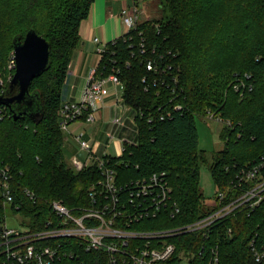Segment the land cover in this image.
Returning <instances> with one entry per match:
<instances>
[{"label":"trees","instance_id":"1","mask_svg":"<svg viewBox=\"0 0 264 264\" xmlns=\"http://www.w3.org/2000/svg\"><path fill=\"white\" fill-rule=\"evenodd\" d=\"M95 1L0 0V79L5 77L17 37L24 39L35 29L50 44V64L30 85L33 104L21 108L18 120L13 108L0 105V170L9 169L14 196L7 206L0 193V224L11 209L28 220L27 228L37 231L56 220L51 206L55 200L72 210L93 206L90 191L101 173L96 164L77 171L67 163L59 110L73 55L81 45V23ZM155 2L151 8L157 14L152 19L108 44L95 77H108L117 68L124 85L123 104L136 114L137 145L126 144L121 157L111 158L113 167L122 180L167 172L180 214L166 226H176L210 211L200 187L203 165L210 163L215 184L226 190L237 163L244 166L264 155V0ZM161 57L173 71L155 74L147 69L146 62ZM236 74L251 75L254 85L241 101L231 86ZM174 76L179 78L177 84ZM18 92L17 86H6L7 97ZM209 111L234 125L241 123L236 131H221L225 148L212 159L199 147L197 128V117ZM237 132H242L241 138ZM213 229L208 240L199 232L175 241L179 249L186 246L194 252L203 243L219 244L221 264H258L248 244L253 238L264 244V204ZM55 264H108V256L81 249L78 259L64 258ZM195 264L205 263L197 259Z\"/></svg>","mask_w":264,"mask_h":264},{"label":"built area","instance_id":"2","mask_svg":"<svg viewBox=\"0 0 264 264\" xmlns=\"http://www.w3.org/2000/svg\"><path fill=\"white\" fill-rule=\"evenodd\" d=\"M153 2L154 0H130L129 6L122 9L120 18L127 29L123 36L130 34L139 24L152 19L147 16V12ZM95 41L100 43L99 39ZM109 43H100L97 48L96 53L101 58ZM164 60V57L159 61L149 60L146 62L147 69L155 74L173 71L172 64ZM16 67L13 51L5 67V77L0 79V96H6V86L11 84ZM172 78L176 84L179 82L177 76ZM251 79L252 76L248 74L235 75L231 86L239 95L240 101L254 90ZM108 82L120 88L123 93L124 85L118 76V70L112 68L108 77H93L79 102L62 104L59 118L63 132H67L73 123L81 120L87 123L96 121L94 106L104 101ZM143 83L147 84L148 80L144 78ZM125 108L133 112L137 127L135 112L130 107ZM177 109L181 110L182 107L178 106ZM207 115L210 120L223 123V129L236 131L241 126V123L234 125L232 120L212 111ZM114 124L123 126L124 122L116 118ZM236 135L241 138L243 134L237 132ZM110 138L114 139V136L110 135ZM77 141L80 148L88 152V158L84 161L74 157L69 164L77 171L96 164L101 173L100 179L94 182L90 191L93 206L89 209L72 210L62 201L55 200L51 206L56 220H50L44 229L37 231L27 227L25 231L9 228L6 216L4 223L0 224V264H55L64 258L78 259L81 249L86 253H106L108 264H195L197 259H202L205 264H221L219 244L209 246L208 243H203L194 252L186 246L179 249L175 240L199 232L205 234L208 240L210 236L213 237L215 225L227 218H235L241 212L250 214L264 204L263 155L259 160H253L244 166L239 163L234 166L237 170L234 171L229 187L226 190L218 189L214 199H205L204 205L210 211L204 216L188 224L166 226L177 221L180 214L168 173L157 172L147 177L122 180L111 162L112 157L118 158L125 153L126 144L137 145V142L126 140L120 155L98 158L94 145L84 140L83 134H79ZM10 180L9 169H1L0 193L7 206L14 202ZM27 195L30 199H35L33 193L27 191ZM153 223L164 227L135 228L136 225L148 226ZM229 233H232V229H229ZM248 247L255 262L264 264V244L257 243L256 238H253Z\"/></svg>","mask_w":264,"mask_h":264},{"label":"crops","instance_id":"3","mask_svg":"<svg viewBox=\"0 0 264 264\" xmlns=\"http://www.w3.org/2000/svg\"><path fill=\"white\" fill-rule=\"evenodd\" d=\"M107 4L106 0H96L92 5L89 17L81 23V45L73 55L70 69L67 73L62 91V103L79 102L86 87L95 76L102 58L96 53L101 44H106L122 37L127 29L120 18L122 0ZM121 6L116 12V5ZM121 4V5H120ZM117 21L121 22L119 26ZM99 39L100 43L95 40ZM122 90L113 83L106 84V95L102 104L94 106L96 121L87 123L83 120L73 123L65 132L64 155L71 162L74 157L86 161L88 152L80 148L77 137L83 134V139L94 145L98 158L107 155L118 156L122 152L123 140L116 138L136 131L134 114L123 106ZM93 112V106L92 110ZM120 118L124 125L114 124ZM114 136V139L110 138ZM128 140V139H127ZM129 141V140H128Z\"/></svg>","mask_w":264,"mask_h":264},{"label":"water","instance_id":"4","mask_svg":"<svg viewBox=\"0 0 264 264\" xmlns=\"http://www.w3.org/2000/svg\"><path fill=\"white\" fill-rule=\"evenodd\" d=\"M14 54L17 67L11 86H17L19 92L13 97L0 96V105L13 108L14 118L18 120L22 114L21 108L33 104L31 82L41 76L50 64V44L35 29H31L24 39H15Z\"/></svg>","mask_w":264,"mask_h":264},{"label":"rangeland","instance_id":"5","mask_svg":"<svg viewBox=\"0 0 264 264\" xmlns=\"http://www.w3.org/2000/svg\"><path fill=\"white\" fill-rule=\"evenodd\" d=\"M107 4L117 3L115 0H106ZM156 1V5L159 4V0ZM114 2V3H113ZM122 9L129 6L130 0H122ZM121 5V4H120ZM121 6L116 5V12H120ZM121 13V12H120ZM155 13L157 14V9L153 7L149 8L147 16L153 18ZM118 25H121V22L117 21ZM71 65V64H70ZM70 69V67H69ZM224 127V124L216 120H210L209 116H199L197 117V128L199 131V147L203 150H206L210 159L219 151H222L225 148V143L220 137V133ZM116 138H122L123 140H129L130 142H137L138 136L137 132L134 131L132 134H123L122 136H116ZM67 163L69 161L66 158ZM200 187L202 193L206 200H212L216 197L218 192V186L215 184L213 176L210 171L209 165H203L201 167V178H200ZM7 224L9 228H13L19 231H25L26 225L29 224L28 220L24 219L22 216H17L11 209L7 211Z\"/></svg>","mask_w":264,"mask_h":264}]
</instances>
